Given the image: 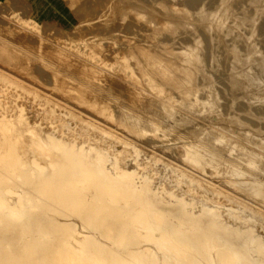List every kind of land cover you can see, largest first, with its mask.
Instances as JSON below:
<instances>
[{
    "label": "rangeland",
    "instance_id": "rangeland-1",
    "mask_svg": "<svg viewBox=\"0 0 264 264\" xmlns=\"http://www.w3.org/2000/svg\"><path fill=\"white\" fill-rule=\"evenodd\" d=\"M146 1L68 0L79 22L78 27L71 32L38 25L23 3L19 1L12 4L0 3V20L2 21H0V30L3 31L0 32V53L13 57L17 61L13 60L11 64L0 57V97H2L0 98V117L7 112L10 115L15 113L13 109L11 110L14 106L16 109H26L25 118L30 124L38 121L37 114H39L44 122H52L60 132L66 130L67 141L76 140L79 143L97 145L106 152L108 154L106 166L109 170L108 173L99 160H89L84 156L76 155L71 152L67 144L60 148L56 147L53 145V140L39 136L35 131L17 125L15 122L0 128V162L2 164L0 176L8 172L4 164L23 163L25 166L20 167L18 172L24 177L27 176L25 178L30 189L38 192L36 194L41 197V201L37 202L32 191H21L18 186L14 187L15 192H18L12 195L6 193L3 187L0 189V200L12 205L19 215L24 216L21 219L16 218L8 211H2L0 205V264H38L39 262L43 264H130L132 259L138 264H158L160 261L163 264H218L217 248L213 241L215 239H219L225 246L232 249L234 264H264V209H261L264 208V129H262L264 115L261 118L260 113H257L260 111L264 114V58H261L264 57V0H254V2L253 0H224L223 2L221 0H179L180 2L160 0L161 3L155 2L158 0H151L159 6L152 5L149 0ZM163 1L166 5H177V11L175 6H168L165 10L166 5L162 3ZM134 2L137 3L136 6L131 4ZM140 2L145 3L143 5ZM170 2L172 4H169ZM199 7L202 8L198 9ZM212 7L215 11H212ZM187 8L191 9L190 12L186 11ZM202 9L204 11H201ZM220 9L222 12H219ZM242 10L245 12L242 13ZM196 11L200 15L195 13ZM150 13L153 15L151 16ZM202 13L207 15L206 18L202 16ZM171 14H174V17L178 16L179 22L173 15L171 17ZM194 17L200 20L197 21L198 19ZM158 19L166 20L159 22ZM181 20L185 21V25ZM193 21L197 22L196 26ZM165 23L170 26L167 24L163 26ZM174 24H176L175 27ZM208 26L210 27L207 28ZM194 27L197 28L194 29ZM200 29L203 31L201 32ZM8 30L13 32L10 33ZM191 30H194L197 35L190 33ZM204 31L209 35H206ZM15 33L21 35L15 36ZM166 34L168 35L165 36ZM187 34H191L189 36L192 39L194 36L197 38L193 39L195 41L190 40ZM198 34L203 40L199 39ZM169 35L176 37L172 36L174 39H171ZM10 37L12 40L9 39ZM183 38L185 42H182ZM198 39L199 42H197ZM205 40L209 41L205 42ZM169 44H175V46H168ZM179 44L185 48L187 46L189 50ZM208 44L213 45L209 47ZM176 46L183 47L184 50L181 48L179 50ZM242 47L245 50L243 53ZM134 51L136 56L133 54ZM226 52L234 56L228 57ZM192 53H197V61L190 64L185 59ZM43 56L48 57H44L43 60ZM50 58L54 59V62ZM69 61L71 66L67 65ZM210 61L215 62L209 64ZM248 65L250 66L247 67ZM189 66H192L194 71H188ZM143 67L148 69L145 70ZM227 68L232 71L228 72ZM173 71H175L174 74ZM10 75L14 78L11 79ZM249 78L257 80L258 85H250ZM24 80L26 87L23 85ZM33 88H37L35 92ZM174 88L175 91H173ZM233 89L237 92L234 93ZM158 92H161L159 96L156 95ZM224 95L228 98H224ZM235 96L242 100L237 101ZM151 105L160 109L155 110L153 109L155 107ZM88 106H97L100 109V115L107 123L101 120L94 122L91 112L82 111ZM8 107L11 108L8 109ZM245 107L249 110L247 111ZM106 110L109 115L105 113ZM45 128L46 131H51L47 126ZM107 128V131L114 133L105 134L104 130ZM56 137L62 138L60 133H56ZM125 142L139 148L138 156L131 146L125 145ZM116 157L119 158L122 169L134 170L135 174L128 177L127 174L117 173V178L110 175L116 172L114 168ZM50 162L54 163V166L49 165ZM187 162L194 165L196 169H189L186 166ZM222 164L223 166L220 167ZM192 174L199 180H203L205 185L192 184L187 178ZM210 174L213 175L212 178ZM129 181L133 182L131 188L127 185ZM209 181L212 186L208 184ZM113 186L120 188L122 193L115 194L112 190ZM220 187L221 190H219ZM125 199H128V203ZM138 207L146 209L149 213L148 228L141 227L132 221L131 214ZM209 207L215 208L216 212ZM25 210L28 213H25ZM169 212L176 217L172 219L167 217ZM218 214H222L231 226L221 222ZM156 215L161 218V222ZM176 220H180L182 224ZM79 223L84 224V232L80 231ZM146 232L154 234L166 232L178 238L189 246L196 261H188L186 254L181 250H176L174 253L166 252L162 242L144 240L141 233ZM166 244L170 242L167 241ZM75 255L77 260L73 261L72 257Z\"/></svg>",
    "mask_w": 264,
    "mask_h": 264
},
{
    "label": "bare ground",
    "instance_id": "bare-ground-1",
    "mask_svg": "<svg viewBox=\"0 0 264 264\" xmlns=\"http://www.w3.org/2000/svg\"><path fill=\"white\" fill-rule=\"evenodd\" d=\"M146 1V0H145ZM162 1V0H161ZM164 1H168V0H164ZM162 2V3H166V2ZM171 2H172V0H170ZM179 1V0H178ZM184 1V0H183ZM222 2L224 1V0H221ZM250 1V0H249ZM256 1V0H255ZM95 2V1H94ZM147 2V1H146ZM149 2H152L151 0H149ZM155 2H157V3H159L160 2V0H158V1H155ZM169 3V4H172V3ZM180 2V1H179ZM178 2V3H179ZM199 2V1H198ZM218 2V1H217ZM236 2V1H235ZM234 2V3H235ZM253 2H254V0H253ZM124 3V2H123ZM141 4H143L144 5V3L145 2H140ZM161 3V2H160ZM183 4H186L185 2H182ZM182 3H180V4H182ZM200 3V2H199ZM221 3V2H220ZM220 3H218V5H220ZM248 3H250V2H248ZM105 4V3H104ZM131 4H135L134 6H136V4L137 3H131ZM130 4V5H131ZM140 4V5H141ZM154 4H156V3H153L152 2V5H154ZM168 4V3H167ZM173 4H174V2H173ZM182 4V5H183ZM188 4V3H187ZM100 5V4H99ZM122 5V4H121ZM148 6H149V4H147ZM151 4H150V6L151 7H154V6H152ZM157 6H159L158 4H156ZM166 5V4H165ZM189 5V4H188ZM188 5H186V6H188ZM190 5H191V2H190ZM189 5V6H190ZM222 5H223V3H222ZM221 5V6H222ZM234 6H235V4H233ZM237 5V4H236ZM246 5H247V3H246ZM251 5V4H250ZM252 5H254V4H252ZM78 6V5H77ZM93 6V5H92ZM139 6V5H138ZM167 6V7H166ZM165 6V10H166V8H168V6H172V5H166ZM175 6V7H174ZM176 6L177 5H173L172 7H174L175 8V10H176ZM179 6V5H178ZM184 6V5H183ZM188 6V7H189ZM194 6V5H193ZM193 6H191V7H193ZM201 6H203V4L201 5ZM233 6V7H234ZM239 6V5H238ZM244 6V5H243ZM17 7V6H16ZM88 7V6H87ZM91 7V6H90ZM89 7V8H90ZM104 7V6H103ZM129 7V6H128ZM146 7V6H145ZM162 7V6H161ZM190 7V8H191ZM249 7V6H248ZM14 8V7H13ZM84 8H85V6H84ZM162 8H164V7H162ZM162 8H160V9H162ZM177 8H179V7H177ZM181 8H183L182 6H181ZM180 8V9H181ZM184 8H186V7H184ZM195 8V6L193 7V9ZM200 8H202V7H199L198 9H200ZM210 8V7H209ZM214 8H215V6H214ZM227 8V7H226ZM226 8L224 9V11L226 10ZM250 8V7H249ZM260 8V7H259ZM81 9V8H80ZM154 9H155V7H154ZM157 9V8H156ZM172 9V8H171ZM180 9H178V10H180ZM235 9H237V7L235 8ZM251 9V8H250ZM76 10V9H75ZM92 10V9H91ZM148 10V11H147ZM146 11L147 12H149V9H147ZM165 10H163L165 13H167ZM168 10V9H167ZM182 10V9H181ZM189 10V11H188ZM190 10L191 9H186V11H188V12H190ZM206 10V9H205ZM211 10V9H210ZM222 10H223V8H222ZM230 10V9H229ZM240 10H241V8H240ZM260 10V9H259ZM78 11V10H77ZM86 11H88V9L86 10ZM162 11V12H163ZM177 11V10H176ZM185 11V10H184ZM195 11V10H194ZM200 11V10H199ZM201 11H204L203 9L201 10ZM212 11H215L214 9H213V7H212ZM211 11V12H212ZM218 11V10H217ZM221 11V9L219 10V12ZM232 11V10H231ZM243 11V10H242ZM255 11V10H254ZM253 11V12H254ZM92 12V11H91ZM153 12H155V11H153ZM161 12V13H162ZM163 12V13H164ZM182 12H183V10H182ZM206 12V11H205ZM209 12V11H208ZM208 12H207V14H208ZM222 12V11H221ZM237 12V11H236ZM245 12V10L242 12V13H244ZM247 12V11H246ZM253 12H252V14H253ZM81 13H83L84 14V12H81ZM162 13V14H163ZM171 13H173V12H171ZM195 13H197V14H199L200 15V13H198L197 11L195 12ZM168 14V13H167ZM174 14H176V13H174ZM174 14H171V17H172V15H173V17H174ZM189 14H191V13H189ZM196 14V15H197ZM203 14H205V13H202V16H207V15H203ZM220 14V13H219ZM239 14V13H238ZM248 14H250V13H248ZM106 15V14H105ZM128 15V14H127ZM145 15H147V13L145 14ZM150 15L152 16L153 15V13H150ZM165 15V14H164ZM199 15H197V16H199ZM242 15V14H241ZM245 15V14H244ZM254 15V14H253ZM104 16V15H103ZM129 16V15H128ZM148 16H149V14H148ZM160 16V15H159ZM159 16L157 17V18H159ZM194 16V15H193ZM212 16H214V15H212ZM220 16V15H219ZM251 16V15H250ZM263 16H264V14H263ZM142 17V16H141ZM161 18H163L164 19V17H162V16H160ZM176 17V16H175ZM174 17V18H175ZM178 17V16H177ZM177 17H176V19H177ZM201 17V16H200ZM235 17V16H234ZM236 17H238V16H236ZM248 17V16H247ZM152 18V17H151ZM194 18H197L198 19V17H194ZM206 18V17H205ZM204 18V19H205ZM208 18H209V16H208ZM211 18V17H210ZM213 18V17H212ZM225 18V17H224ZM239 18V17H238ZM237 18V19H238ZM244 18H245V16H244ZM250 18V17H249ZM259 18V17H258ZM84 19V18H83ZM96 19V18H95ZM153 19V18H152ZM155 19H156V17H155ZM162 19V20H163ZM166 19H169V18H167L166 17ZM165 19V20H166ZM175 19V20H176ZM181 19V18H180ZM204 19H202V20H204ZM217 19V18H216ZM220 19V18H219ZM246 20H247V18H245ZM261 19V18H260ZM161 19H158V21L159 22H161L162 21ZM164 20V21H165ZM172 19H170V21H171ZM174 20V21H175ZM183 20V19H182ZM182 20H181V22H182ZM200 19H198L197 21H199ZM215 20V19H214ZM235 20V19H234ZM1 21V20H0ZM164 21H162V22H164ZM168 22V23H170V25H171V22ZM177 22H179V20L177 19L176 20ZM222 21V20H221ZM248 21V20H247ZM250 21V20H249ZM2 22V21H1ZM101 22V21H100ZM167 22V21H166ZM172 22H173V20H172ZM185 21H183L182 23H184ZM190 22V21H189ZM194 22V21H193ZM192 22V23H193ZM203 22V21H202ZM204 22H206V21H204ZM258 22V21H257ZM261 22V21H260ZM259 22V23H260ZM36 23V22H35ZM97 23V22H96ZM99 23V22H98ZM168 23H165V25H163V26H166V24H167V26L169 25ZM173 23H175V22H173ZM172 23V24H173ZM182 23H180L181 24V26H183L184 27V25H185V23H184V25L182 24ZM197 23V22H196ZM196 23L194 22V24H195V26H196ZM212 23V22H211ZM224 23V22H223ZM241 23V22H240ZM133 24V23H132ZM131 24V25H132ZM137 24V23H136ZM143 24V23H142ZM179 24V23H178ZM177 24V25H178ZM229 24V23H228ZM94 25V24H93ZM112 25V24H111ZM141 25V24H140ZM169 25V26H170ZM175 25L176 24H174L173 26L175 27ZM189 25H190V23H189ZM214 25V24H213ZM126 26H128V25H126ZM135 26V25H134ZM138 26V25H137ZM136 26V27H137ZM145 26V25H144ZM158 26V25H157ZM163 26H162V28H163ZM172 26V27H173ZM186 26H187V21H186ZM192 26V25H191ZM191 26H189V27H191ZM194 26V25H193ZM198 26V25H197ZM202 26V25H201ZM218 26V25H217ZM227 26V25H226ZM244 26V25H243ZM133 27V26H132ZM205 27V29H206V26H204ZM210 26H208L207 28H209ZM86 28V27H85ZM103 28V27H102ZM134 28V27H133ZM148 28V27H147ZM169 28H171V27H169ZM168 28V29H169ZM185 28V27H184ZM183 28V29H184ZM195 28H197V27H194V29ZM199 28H201V29H203V27H199ZM243 28V27H242ZM55 29V28H54ZM88 29V28H87ZM98 29V28H97ZM104 29V28H103ZM112 29V28H111ZM110 29V30H111ZM149 29V28H148ZM174 29V28H173ZM193 29V28H192ZM200 29V30H201ZM219 29H220V27H219ZM4 30V29H3ZM53 30V29H52ZM102 30V29H101ZM106 30V29H105ZM109 30V31H110ZM113 30V29H112ZM144 30V29H143ZM145 30H146V28H145ZM150 30V29H149ZM190 30V29H189ZM210 30V29H209ZM208 30V31H209ZM5 31H7V29L5 30ZM4 31V32H5ZM9 31V30H8ZM12 31V30H11ZM11 31H9L10 33H11ZM116 31V30H115ZM147 31V30H146ZM171 31V30H170ZM169 31V32H170ZM184 32L183 33H185V30H183ZM203 30H201V32H202ZM235 31V30H234ZM0 32H3V31H1L0 30ZM13 32V31H12ZM87 32V31H86ZM100 32V31H99ZM113 32V31H112ZM132 32V31H131ZM144 32V31H143ZM169 32H167V33H169ZM175 32V31H174ZM191 32H195L194 30H191L190 31V33ZM196 32H198V31H196ZM206 32H207V29H206ZM206 32L204 31V33L206 34ZM211 32V31H210ZM231 32H233V31H231ZM95 33V32H94ZM110 33V32H109ZM139 33H140V31H139ZM181 33H182V31H181ZM193 33H192V35H193ZM224 33V32H223ZM16 34L17 33H15V36H16ZM19 34V33H18ZM17 34V35H18ZM83 34V33H82ZM108 34V33H107ZM138 34V33H137ZM172 34V33H171ZM195 35H197L196 33H194ZM203 34V33H202ZM208 35H209V33H207ZM206 34V35H207ZM244 34V33H243ZM5 35V34H4ZM19 35H21V34H19ZM69 35V34H68ZM71 35V34H70ZM118 35V34H117ZM131 35V34H130ZM133 35V34H132ZM168 34H166L165 36H167ZM176 35V34H175ZM174 35V36H175ZM184 35H186V34H184ZM188 36H187V38L189 37H191V36H189V35H191V34H187ZM199 35V34H198ZM219 35V34H218ZM222 35V34H221ZM227 35H229L228 33H227ZM234 35H236V34H234ZM241 35V34H240ZM6 36V35H5ZM8 36V35H7ZM6 36V37H7ZM14 36V37H15ZM164 36V37H165ZM169 36H171V35H169ZM173 36V35H172ZM171 36V37H172ZM173 36V37H174ZM177 36H179L178 34H177ZM181 36V35H180ZM179 36V37H180ZM202 36V35H201ZM211 37H213L212 35H210ZM224 36V35H223ZM222 36V37H223ZM53 37V36H52ZM141 37H145V36H141ZM152 37V36H151ZM162 37H163V33H162ZM161 37V38H162ZM170 37V38H171ZM171 38V39H174V38ZM184 37V36H183ZM193 37V36H192ZM199 37H200V35H199ZM240 37V36H239ZM17 38V37H16ZM92 38V37H91ZM129 38V37H128ZM150 38V37H149ZM156 38V37H155ZM158 38V37H157ZM159 38H160V36H159ZM182 38V37H181ZM195 38H197V37H193V39H195ZM206 38V37H205ZM204 38V39H205ZM214 38V37H213ZM216 38V37H215ZM219 37L217 36V39H218ZM228 38V37H227ZM9 39H11V37L9 38ZM18 39V38H17ZM121 39H123V38H121ZM138 39V38H137ZM177 39V38H176ZM178 39H180V38H178ZM184 39V38H183ZM182 39V40H183ZM192 38H190V40H193ZM199 39H201V40H203L201 37L199 38ZM199 39H198V41L197 42H199ZM208 39H209V36H208ZM221 39V38H220ZM229 39H230V37H229ZM7 40H8V38H7ZM12 40V39H11ZM24 40V39H23ZM124 40H125V38H124ZM144 40V39H143ZM161 40V39H160ZM181 40V39H180ZM179 40V41H180ZM210 40H214V39H210ZM223 40V39H222ZM231 40V39H230ZM136 42H138L137 40H135ZM163 42H164V38H163V40H162ZM187 41V40H186ZM193 41H195V40H193ZM207 40H205V42H206ZM209 41V40H208ZM207 41V42H208ZM225 41H226V39H225ZM232 41V40H231ZM116 42V41H115ZM128 42V41H127ZM161 42V41H160ZM172 42V41H171ZM170 42V43H171ZM178 42V41H177ZM182 42H185V39H184V41H182ZM203 42V41H202ZM17 43V42H16ZM26 43V42H25ZM113 43V42H112ZM166 44H168L167 42H165ZM179 43V42H178ZM180 43H181V41H180ZM210 43H211V41H210ZM1 44V43H0ZM108 44V43H107ZM183 44V43H182ZM180 45L179 44V46H183V45ZM189 44V43H188ZM187 44V45H188ZM214 44V43H213ZM213 44H208V46L210 47V46H212ZM257 44V43H256ZM44 45V44H43ZM138 45H139V43H138ZM165 45V44H164ZM163 45V46H164ZM185 45H186V43H185ZM218 45H220V43L218 44ZM24 46H26L25 44H24ZM35 46H37V45H35ZM40 46V45H39ZM109 46V45H108ZM133 46H134V44H133ZM147 46V45H146ZM162 46V45H161ZM167 46V45H166ZM165 46V47H166ZM168 46H175V44L173 45H168ZM191 46V45H190ZM205 46H206V44H205ZM234 46V45H233ZM58 47V46H57ZM100 47V46H99ZM136 47V46H135ZM144 47V46H143ZM157 47V46H156ZM177 47V46H176ZM184 48H185V46H183ZM183 47L181 48V47H179V48H181V49H183ZM192 47V46H191ZM199 47V46H198ZM220 47V46H219ZM224 47V46H223ZM236 47H238V46H236ZM35 48H37V47H35ZM35 48H34V50H35ZM49 48V47H48ZM93 48V47H92ZM110 48H111V46H110ZM148 48V47H147ZM162 48V47H161ZM178 48V47H177ZM178 48V49H179ZM203 48H205V47H203ZM232 48V47H231ZM235 48V47H234ZM240 48V47H239ZM243 48V47H242ZM30 49V48H29ZM32 49H33V47H32ZM31 49V50H32ZM38 49V48H37ZM96 49V48H95ZM99 49H101V48H99ZM132 49V48H131ZM139 49H140V47H139ZM143 49H145V47L143 48ZM173 49V48H172ZM174 49H175V47H174ZM185 49H187V50H189L188 48H187V46H186V48ZM198 49V48H197ZM238 49V48H237ZM236 49V50H237ZM1 50V49H0ZM42 50V49H41ZM53 50V49H52ZM55 50V49H54ZM63 50V49H62ZM141 50V49H140ZM180 50V49H179ZM184 50V49H183ZM186 50V51H187ZM192 50H194L193 49V47H192ZM205 50H206V48H205ZM215 50V49H214ZM226 50V49H225ZM230 50V49H229ZM234 50V49H233ZM243 50H244V48L243 49H241V51H242V53H243ZM36 51V50H35ZM43 51V50H42ZM41 51V52H42ZM56 51H58V50H56ZM64 51V50H63ZM102 51V50H101ZM142 51H144V50H142ZM154 51V50H153ZM152 51V52H153ZM175 51V50H174ZM208 51V50H207ZM213 51V50H212ZM232 51V50H231ZM239 51V50H238ZM238 51H236V52H238ZM241 51H240V53H241ZM245 51V50H244ZM32 52V51H31ZM40 52V53H41ZM97 52V51H96ZM136 52H138V51H136ZM146 52V51H145ZM148 52H149V50H148ZM151 52V51H150ZM189 52H191V51H189ZM214 52H216V51H214ZM8 53V52H7ZM43 53H45V52H43ZM42 53V54H43ZM54 53V52H53ZM53 53H51V54H53ZM58 53V52H57ZM135 53V51L133 52V54ZM142 55H143V53L142 52H140ZM139 53V54H140ZM200 53V52H199ZM213 53V52H212ZM211 53V54H212ZM227 53V55H228V52H226ZM241 53V54H242ZM9 54V53H8ZM59 54V53H58ZM57 54V55H58ZM131 54H132V52H131ZM137 54V53H136ZM147 54V53H146ZM233 54V53H232ZM238 54V53H237ZM236 54V55H237ZM245 54V53H244ZM264 54V53H263ZM16 55V54H15ZM61 55H62V53H61ZM64 55V54H63ZM66 55V54H65ZM64 55V56H65ZM130 55V54H129ZM135 55V54H134ZM144 55H145V53H144ZM150 55H152V54H150ZM216 55V54H215ZM229 55H230V53H229ZM229 55H228V57H229ZM235 55V56H236ZM20 56V55H19ZM18 56V57H19ZM49 56H51V55H49ZM63 56V57H64ZM136 56V55H135ZM139 56V55H138ZM141 56V55H140ZM139 56V57H140ZM146 56V55H145ZM147 56H149V55H147ZM203 56V55H202ZM224 56V55H223ZM230 56H234V55H230ZM246 56V55H245ZM264 56V55H263ZM0 57H1V59L2 60H6V61H9L10 63L14 60V61H16V59L15 58H13V57H10V56H6V55H3V54H1L0 53ZM18 57H17V59H18ZM44 57H48V56H43V60H44ZM56 57H58V56H56ZM61 57V56H60ZM108 57V56H107ZM241 57V56H240ZM52 58V57H51ZM50 58V59H51ZM67 58H69V57H67ZM149 58V57H148ZM151 58V57H150ZM204 58H205V56H204ZM212 58V57H211ZM214 58V57H213ZM215 58H216V56H215ZM242 58V57H241ZM246 58V57H245ZM248 58V57H247ZM262 59L264 58V57H261ZM29 59V58H28ZM36 59V58H35ZM63 59V58H62ZM62 59H61V61H62ZM208 59V58H207ZM206 59V60H207ZM209 59H210V57H209ZM46 60V59H45ZM51 60H53V62H54V59H51ZM58 60H59V58H58ZM65 60H67V59H65ZM134 60V59H133ZM155 60V59H154ZM204 60V59H203ZM211 60V59H210ZM213 60H215V59H213ZM245 60V59H244ZM248 60V59H247ZM264 60V59H263ZM20 62H21V60H19ZM60 61V60H59ZM64 61V60H63ZM156 61V60H155ZM166 61H168V60H166ZM185 61L187 62V63H190V64H193V63H195L196 61H197V53H192V54H189V56L185 59ZM208 61V60H207ZM246 61V60H245ZM245 61H243V62H245ZM258 61V60H257ZM260 61V60H259ZM17 62V61H16ZM57 62V61H56ZM64 62H66V61H64ZM64 62H63V64H64ZM76 62V61H75ZM147 62V61H146ZM212 62H215V61H210L209 62V64H211ZM217 62V61H216ZM25 63V62H24ZM31 63V62H30ZM50 63V62H49ZM58 63H60V62H58ZM205 63V62H204ZM208 63V62H207ZM224 63V62H223ZM229 63H233V62H230L229 61ZM250 63V62H249ZM12 64V63H11ZM21 64V63H20ZM65 64H67V63H65ZM138 64H140V63H138ZM149 64V63H148ZM234 64V63H233ZM240 64V63H239ZM245 64V63H244ZM244 64H242V65H244ZM260 64V63H259ZM1 65V64H0ZM14 65H16V64H14ZM32 65V64H31ZM55 65V64H54ZM67 65H69V66H71L70 65V61H69V64H67ZM169 65V64H168ZM196 65V64H195ZM207 65V64H206ZM222 65V64H221ZM237 65V64H236ZM260 65H262V64H260ZM263 65H264V62H263ZM20 66V65H19ZM25 66V65H24ZM40 66V65H39ZM60 66V65H59ZM62 66V65H61ZM87 66V65H86ZM145 66V65H144ZM150 66V65H149ZM157 66H159V65H157ZM163 66H165V65H163ZM163 66H162V68H163ZM208 66H211V65H208ZM228 66V65H227ZM231 66V65H230ZM245 66V65H244ZM250 65H248L247 67H249ZM26 67V66H25ZM25 67H24V69H25ZM29 67H30V65H29ZM41 68H42V66H40ZM64 67V66H63ZM62 67V68H63ZM77 67V66H76ZM94 67V66H93ZM167 67V66H166ZM212 67V66H211ZM222 67V66H221ZM234 67V66H233ZM246 67V68H247ZM5 68V67H4ZM28 68V67H27ZM39 68V67H38ZM46 68V67H45ZM50 68V67H49ZM48 68V69H49ZM62 68H59L60 70L62 69ZM72 68H74V67H72ZM138 69L140 68V67H137ZM144 69H145V67H143ZM173 68H175V66L173 67ZM172 68V69H173ZM182 68V67H181ZM180 68V69H181ZM207 68V67H206ZM213 68V67H212ZM229 68V67H228ZM228 68H227V70H228ZM3 69V68H2ZM31 69V68H30ZM29 69V70H30ZM33 69V68H32ZM79 69V68H78ZM86 69V68H85ZM137 69V70H138ZM147 69H148V67H147ZM147 69H145V70H147ZM159 69V68H158ZM166 69V68H165ZM164 69V70H165ZM197 69V68H196ZM214 69V68H213ZM226 69V68H225ZM50 70H51V68H50ZM53 70V69H52ZM65 70H67V69H65ZM77 70V69H76ZM84 70V69H83ZM141 70V69H140ZM179 70V69H178ZM181 70H183V69H181ZM187 70L188 71H190V72H192V71H194V68L192 67V66H189V68H187ZM210 70V69H209ZM222 70V69H221ZM226 70V71H227ZM230 70V69H229ZM229 70H228V72H229ZM253 70V69H252ZM6 71H7V68H6ZM32 71V70H31ZM144 71V70H143ZM165 71H167V70H165ZM164 71V72H165ZM172 71V70H171ZM170 71V72H171ZM232 70H230V72H231ZM4 72V71H3ZM12 72H14V71H12ZM76 72V71H75ZM79 72H80V70H79ZM147 72V71H146ZM5 73V72H4ZM10 73H11V70H10ZM9 73V74H10ZM15 74H16V72H14ZM150 73H151V71H150ZM172 73V72H171ZM175 73V71H173V74ZM178 73V72H177ZM235 73V72H234ZM8 74V75H9ZM36 74V73H35ZM68 74V73H67ZM146 74V73H145ZM162 74V73H161ZM164 74V73H163ZM173 74H171V76L173 75ZM213 74H214V72H213ZM233 74V73H232ZM2 75V74H1ZM6 75V74H5ZM70 75V74H69ZM78 75V74H77ZM86 75H88V74H86ZM90 75V74H89ZM93 75V74H92ZM141 75H143V74H141ZM167 75V74H166ZM178 75V74H177ZM188 75V74H187ZM211 75H212V70H211ZM71 76V75H70ZM94 76V75H93ZM153 76H155V75H153ZM169 76V75H168ZM167 76V77H168ZM182 76H184V74L182 75ZM189 76V75H188ZM200 76V75H199ZM213 76V75H212ZM253 76V75H252ZM261 76V75H260ZM259 76V77H260ZM10 77H11V75H10ZM9 77V78H10ZM13 78H14V76H12ZM12 77H11V79H12ZM19 77H20V74H19ZM22 77V76H21ZM51 77H52V74H51ZM72 77H73V75H72ZM77 77V76H76ZM81 77V76H80ZM83 77V76H82ZM176 77V76H175ZM237 77V76H236ZM255 77H257L256 75H255ZM17 78V77H16ZM78 78V77H77ZM120 78V77H119ZM157 78V77H156ZM162 78H163V76H162ZM169 78V77H168ZM258 78V77H257ZM23 79V78H22ZM55 79V78H54ZM72 79H74V78H72ZM82 79V78H81ZM136 79V78H135ZM143 79V78H142ZM165 79V78H164ZM183 79H184V77H183ZM198 79H199V77H198ZM225 79H227V78H225ZM228 79H229V77H228ZM235 79V78H234ZM15 80V79H14ZM17 80V79H16ZM20 80V79H19ZM134 80V79H133ZM180 80H181V78H180ZM190 80H191V78H190ZM223 80V79H222ZM86 81V80H85ZM137 81V80H136ZM168 81V80H167ZM179 81V80H178ZM182 81V80H181ZM180 81V82H181ZM189 81V80H188ZM199 81H201L200 79H199ZM220 81V80H219ZM229 81H231V80H229ZM17 82V81H16ZM25 80L23 81V83H22V81H21V83L23 84V85H25V87L27 86V84H25ZM43 82H44V80H43ZM90 82V81H89ZM160 82V81H159ZM177 82V81H176ZM215 82H217V80L215 81ZM226 82V81H225ZM244 82V81H243ZM257 80H255V79H253V78H249L248 79V83L250 84V85H256L257 83ZM29 83V82H28ZM70 83V82H69ZM148 83V82H147ZM152 83V82H151ZM167 83H169V81L167 82ZM172 83H174V82H172ZM191 83H192V81H191ZM220 83V82H219ZM15 84H17V83H15ZM20 84V83H19ZM127 84V83H126ZM138 84V83H137ZM149 84V83H148ZM154 84V83H153ZM157 84V83H156ZM181 84H182V82H181ZM223 84V83H222ZM231 84V83H230ZM261 84V83H260ZM33 85V84H32ZM87 85H89V84H87ZM91 85H92V83H91ZM144 85V84H143ZM142 85V86H143ZM158 85V84H157ZM168 85V84H167ZM246 85V84H245ZM244 85V86H245ZM258 85V84H257ZM29 86H30V84H29ZM135 86V85H134ZM141 86V85H140ZM172 86V85H171ZM180 86V85H179ZM185 86H187V85H185ZM20 87H22V86H20ZM31 87V86H30ZM34 87V86H33ZM35 87H37V86H35ZM89 87H90V85H89ZM144 87V86H143ZM148 87V86H147ZM153 87H154V85H153ZM165 87H166V85H165ZM165 87H164V89H165ZM182 87V86H181ZM217 87H219V86H217ZM226 87L228 88V86L226 85ZM92 88V87H91ZM145 88V87H144ZM149 88V87H148ZM156 88V87H155ZM168 88H169V86H168ZM167 88V89H168ZM170 88H172V87H170ZM179 88V87H178ZM220 88V87H219ZM219 88H217V89H219ZM230 88H231V85H230ZM259 88V87H258ZM27 89V88H26ZM35 89H37V88H33V91L35 92ZM38 89H41V88H38ZM83 89V88H82ZM162 89V88H161ZM183 89V88H182ZM238 89V88H237ZM262 89V88H261ZM261 89H260V91H261ZM23 91H25V89H23ZM75 91H76V89H75ZM89 91H90V89H89ZM92 91H93V89H92ZM98 91H99V89H98ZM136 91H137V89H136ZM155 91H156V89H155ZM157 91H159V89H157ZM168 91H169V89H168ZM173 91H175V88L173 89ZM185 91H186V89H185ZM235 91H236V89H235ZM242 91H243V89H242ZM251 91H252V89H251ZM31 92V91H30ZM37 92V91H36ZM68 92V91H67ZM74 92V91H73ZM131 92V91H130ZM183 92V91H182ZM181 92V93H182ZM225 92V91H224ZM228 92H230V89H228ZM232 92V91H231ZM233 92H234V89H233ZM233 92H232V94H233ZM237 92V91H236ZM236 92H234V93H236ZM240 92V91H239ZM258 92V91H257ZM26 93V92H25ZM43 93V92H42ZM54 93V92H53ZM79 93V92H78ZM128 93V92H127ZM159 93H161V92H158L156 95H158ZM185 93V92H184ZM220 93V92H219ZM222 93V92H221ZM226 93V92H225ZM255 93V92H254ZM14 94V93H13ZM38 94V93H37ZM40 94V93H39ZM133 94V93H132ZM170 94V93H169ZM231 94V93H230ZM231 94V95H232ZM240 94H242V93H240ZM244 94H245V92H244ZM253 94V93H252ZM257 94V93H256ZM262 94V93H261ZM80 95V94H79ZM134 95V94H133ZM175 95V94H174ZM236 95V94H235ZM12 97H13V95H11ZM15 96H16V94H15ZM38 96H40V95H38ZM99 96V95H98ZM137 96V95H136ZM151 96V95H150ZM159 96V95H158ZM168 96V95H167ZM171 96V95H170ZM169 96V97H170ZM180 96V95H179ZM225 96V95H224ZM232 96H234V95H232ZM231 96V97H232ZM237 96V95H236ZM235 96V97H236ZM239 96V95H238ZM27 97V96H26ZM43 97V96H42ZM42 97H41V99H42ZM162 97V96H161ZM249 97V96H248ZM0 98H2V97H0ZM14 98V97H13ZM20 98V97H19ZM44 98H46V97H44ZM53 98V97H52ZM60 98V97H59ZM86 98H88V97H86ZM135 98V97H134ZM133 98V99H134ZM199 98V97H198ZM224 98H228V97H224ZM237 98V97H236ZM235 98V99H236ZM244 98V97H243ZM251 98V97H250ZM258 98V97H257ZM70 99V98H69ZM81 99V98H80ZM147 99V98H146ZM170 99V98H169ZM201 99V98H200ZM241 99V98H240ZM240 99H238L237 98V101L238 100H240ZM5 100H7L6 98H5ZM31 100V99H30ZM46 100V99H45ZM49 100H51V98H49ZM61 100V99H60ZM67 100H68V98H67ZM66 100V101H67ZM87 100V99H86ZM228 100V99H227ZM234 100V99H233ZM242 100V99H241ZM240 100V101H241ZM65 101V102H66ZM70 101V100H69ZM79 101V100H78ZM97 101V100H96ZM118 101V100H117ZM144 101V100H143ZM236 101V100H235ZM4 102V101H3ZM11 102V101H10ZM53 102V101H52ZM55 102H56V100H55ZM57 102H58V100H57ZM136 102H137V99H136ZM135 102V103H136ZM142 102V101H141ZM163 102V101H162ZM248 102V101H247ZM30 103V102H29ZM43 103V102H42ZM230 103H232L231 101H230ZM260 103V102H259ZM148 104V103H147ZM262 104V103H261ZM58 105H59V103H58ZM141 105V104H140ZM148 105H150V104H148ZM227 105V104H226ZM238 105V104H237ZM249 105V104H248ZM62 106H63V104H62ZM151 106H154V105H151ZM33 107V106H32ZM32 107H31V109H32ZM35 107V106H34ZM72 107V106H71ZM112 107V106H111ZM147 107V106H146ZM155 108H153V109H155L156 110V108H158V107H156V106H154ZM231 107V106H230ZM230 107H229V109H230ZM250 107V106H249ZM11 107H8V109H10ZM65 108V107H64ZM145 108V107H144ZM148 108V107H147ZM147 108H145V109H147ZM225 108V107H224ZM246 108V107H245ZM252 108V107H251ZM14 110V112L15 113H11V115L10 114H8V112H7V114L5 115H2L1 117H0V128H3V127H5L7 124H9L10 122H15V124H19V125H22V126H24L25 128H27V129H29V130H31V131H35L36 133H37V135H39V136H43V137H45L46 139H50V140H53V145L54 146H56V147H62L63 145H65V144H67V145H69L70 146V149H71V152L72 153H74V154H76V155H81V156H84V157H86L87 159H89V160H95V159H97V160H99L101 163H102V167L106 170V171H108V173H109V170H108V168H107V162H108V154L106 153V152H104L102 149H100L99 147H97V145H91V144H85V143H79L78 141H76V140H74V142H72V141H67V139H66V137H67V134H68V132L65 130V131H59L58 130V128L52 123V122H44V120H42L41 119V116L39 115V114H37V119H38V121L35 123V124H30V122H27V119L25 118V116H26V114H25V111H26V109L25 108H15V106H14V108L12 107L11 108V110ZM30 109V108H29ZM37 109V108H36ZM70 109V108H69ZM130 109H132V108H130ZM129 109V110H130ZM134 109H136V108H134ZM151 109V108H150ZM158 109H160V108H158ZM158 109H157V112H158ZM247 109V108H246ZM40 110V109H39ZM84 110H86V111H89V112H91L92 114H91V117L93 118V120H94V122H96L97 123V120H101V122H104L105 120L103 119L104 117H102L101 115H100V109L97 107V106H88V107H84L83 109H82V111H84ZM249 109H247V111H248ZM253 110V109H252ZM252 110H251V113H252ZM259 110V109H258ZM263 110V109H262ZM9 111V110H8ZM37 111V110H36ZM86 111H84V112H86ZM128 111V110H127ZM133 111V110H132ZM152 111V110H151ZM240 111V110H239ZM243 111V110H242ZM242 111H241V113H242ZM246 111V110H245ZM245 111L243 112L244 114H245ZM255 111V110H254ZM254 111H253V114H254ZM257 111V110H256ZM17 112V113H16ZM28 112H30V111H28ZM73 112V111H72ZM160 112V111H159ZM228 112V111H227ZM260 113V115H261V118H262V115H264V114H262L260 111H257V113ZM75 113H77V112H75ZM79 113V112H78ZM105 113L107 114V115H109V112L106 110L105 111ZM149 113H151L150 111H149ZM232 113V112H231ZM250 113V114H251ZM256 113V112H255ZM256 113V114H257ZM87 114H89L88 112H87ZM152 114V113H151ZM28 115V114H27ZM150 115V114H149ZM154 115V114H153ZM249 115V114H248ZM260 115H258L259 117H260ZM75 116V115H74ZM81 116V115H80ZM169 116V115H168ZM239 116V115H238ZM246 118H247V116L246 115H244ZM252 117H254L253 115H251ZM256 116V115H255ZM90 117V119L92 120V118ZM250 117V116H249ZM251 117V119L253 120V118ZM82 118V117H81ZM240 119V118H239ZM248 119V118H247ZM83 120V119H82ZM148 120V119H147ZM243 120V119H242ZM251 120V121H252ZM257 120V119H256ZM163 121H166V120H163ZM246 121V120H245ZM253 121H255V119L253 120ZM93 122V121H92ZM259 122V121H258ZM91 123V122H90ZM107 122L105 121V124H106ZM99 124V123H98ZM254 124V123H253ZM44 125H46L49 129H51V131L49 132V131H46L45 129V127H44ZM96 125V124H95ZM101 126V125H100ZM17 127V126H16ZM99 127V126H98ZM103 127V126H102ZM258 127V126H257ZM7 128V127H6ZM45 128V129H44ZM114 128V127H113ZM117 128V127H116ZM19 129V128H18ZM24 129V128H23ZM104 129H105V127H104ZM115 129V128H114ZM257 129V128H256ZM259 129V128H258ZM262 129H264V128H262ZM261 129V130H262ZM108 130V128L106 129V130H104V133L105 134H111V133H114L113 131L112 132H109V131H107ZM117 130V129H116ZM23 131V130H22ZM259 132H260V130H258ZM3 132V131H2ZM24 132H26L25 131V129H24ZM4 133V132H3ZM20 133V132H19ZM31 133V132H30ZM56 133H60V135H61V137L62 138H60V137H56ZM103 133V134H104ZM262 133V132H261ZM7 134V133H6ZM22 134V133H21ZM104 134V135H105ZM263 134H264V131H263ZM2 135V134H1ZM123 135H125V134H123ZM4 136V135H3ZM22 136V135H21ZM93 136V135H92ZM115 136V135H114ZM121 136V135H120ZM119 136V137H120ZM260 136V135H259ZM6 137V136H5ZM4 137V138H5ZM14 137V136H13ZM28 137V136H27ZM32 137V136H31ZM42 137V138H43ZM118 137V139L119 140H121V141H123L122 139H120V138H123V136L122 137H120L119 138ZM128 137V136H127ZM105 138V137H104ZM188 138V137H187ZM21 139V138H20ZM44 139V138H43ZM127 139H129V138H127ZM131 139H133V138H131ZM2 140V139H1ZM30 140H31V138H30ZM42 140V139H41ZM103 140V139H102ZM17 141V140H16ZM129 141V140H128ZM131 141V140H130ZM133 141V140H132ZM131 141V142H132ZM11 142V141H10ZM9 142V143H10ZM14 142V141H13ZM21 142V141H20ZM110 142V141H109ZM137 142V141H136ZM5 143V142H4ZM3 143V144H4ZM44 143V142H43ZM34 144V143H33ZM135 144V143H134ZM138 144V143H137ZM10 145H12V144H10ZM17 145V144H16ZM125 145L126 146H131L133 149H134V151L136 152V155L138 156V154H139V148H137V146H135V145H133V144H129L128 142L126 143L125 142ZM191 145V144H190ZM9 146V145H8ZM20 146V145H19ZM24 146V145H23ZM152 146V145H151ZM21 148H22V146H20ZM16 148V147H15ZM20 148V149H21ZM104 148V147H103ZM131 148V149H132ZM195 148V147H194ZM34 149V148H33ZM32 149V150H33ZM155 149V148H154ZM195 149H197V148H195ZM18 150V149H17ZM23 150V149H22ZM36 150H38V149H36ZM156 150V149H155ZM160 149H158V151H159ZM163 150V149H162ZM170 150H171V148H170ZM7 151V150H6ZM19 151V150H18ZM21 151V150H20ZM158 151H156V152H158ZM161 151V150H160ZM28 152V151H27ZM161 152H164V151H161ZM180 152V151H179ZM4 153H5V151H4ZM3 153V154H4ZM10 153V152H9ZM31 153H33V152H31ZM17 154H18V152H17ZM39 154V153H38ZM164 154H165V152H164ZM10 155V154H9ZM19 155V154H18ZM20 155H22V154H20ZM29 155V154H28ZM34 155H36V154H34ZM153 155V154H152ZM156 155V154H155ZM11 156V155H10ZM40 156V155H39ZM157 156V155H156ZM168 156V155H167ZM240 156V155H239ZM26 157V156H25ZM36 157V156H35ZM47 157V156H46ZM154 157V156H153ZM160 157V156H159ZM177 157V156H176ZM225 157V156H224ZM23 158V157H22ZM150 158V157H149ZM161 158V157H160ZM159 158V159H160ZM38 159V158H37ZM111 159V158H110ZM116 159V167H114L115 168V173L114 174H110V175H112L114 178H117L118 177V175H116L117 173H124V174H127L128 175V177H130V176H132V175H134L135 174V171L134 170H125V169H122L121 167H120V165H119V158H115ZM151 159V158H150ZM158 159V158H157ZM163 159V158H162ZM238 159V158H237ZM240 159V158H239ZM26 160V159H25ZM29 160V159H28ZM122 160V159H121ZM24 161V160H23ZM160 161H162V160H160ZM179 161V160H178ZM237 162V161H236ZM49 163V162H48ZM94 164V163H93ZM136 164V163H135ZM152 164V163H151ZM167 164H169V163H167ZM1 162H0V167H1ZM5 166L4 167H7L8 168V172H7V174H3V175H1L0 176V189L2 188L6 193H8V194H13V193H16V192H18V191H16L15 192V190H14V187H16V186H18L19 188H20V190L22 191V190H25V191H32V193H33V195L35 196V198H36V201L37 202H40L41 201V197L40 196H38V194H36V193H38V192H36L35 190H32V189H30V187H29V184H28V182L26 181V178L25 177H27V176H23V175H21L19 172H18V169L20 168V167H24L25 165L23 164V163H21V162H19V163H17V164H11L10 165V163H7V164H4ZM49 165H51V166H54V163H52V162H50V164ZM172 165V164H171ZM168 166V165H167ZM186 166L190 169H196V167L194 166V165H192L190 162H187L186 163ZM221 166H223V164L222 165H220V167ZM225 166V165H224ZM245 166V165H244ZM175 167H176V165H175ZM113 168V167H112ZM176 168H178V167H176ZM185 168V167H184ZM137 169V168H136ZM206 169V168H205ZM183 171V170H182ZM187 171H188V169H187ZM206 171V170H205ZM176 172V171H175ZM185 172V171H184ZM141 173H142V171H141ZM175 174V173H174ZM189 174V173H188ZM202 174V173H201ZM200 175V174H199ZM211 175V174H210ZM212 176L213 175H211V178H212ZM139 177V176H138ZM202 177V176H201ZM188 180L192 183V184H195V183H197V184H199V185H205V183H203V180H199V178H196L195 176H194V174H192V175H189L188 177ZM225 178V177H224ZM232 178V177H231ZM215 179V178H214ZM211 181H212V179H211ZM219 181V180H218ZM222 181V180H221ZM232 181V180H231ZM147 182V181H146ZM262 182V181H261ZM207 183V182H206ZM214 183L215 184H218V183H216L215 181H214ZM222 183V182H221ZM8 184H11V186H7ZM209 185H210V181H209V183H208ZM220 184V183H219ZM128 188H131L132 187V185H133V182L132 181H129L128 182ZM147 185V184H146ZM177 185V184H176ZM197 186V185H196ZM210 186H212V185H210ZM215 186H220V185H215ZM223 186V185H222ZM184 187H186V186H184ZM198 187V186H197ZM226 187V186H225ZM264 188V187H263ZM222 189H224V188H222ZM228 189V188H227ZM112 190H114V193L115 194H120V193H122V191L120 190V188H118V187H114L113 186V188H112ZM219 190H221V187H220V189ZM229 190V189H228ZM169 191V190H168ZM167 191V192H168ZM172 191H174L173 189H172ZM193 191H195V190H193ZM226 191V190H225ZM20 192V191H19ZM207 192V191H206ZM222 191H220V193H221ZM190 193V192H189ZM219 193V192H218ZM93 194V193H92ZM176 194V193H175ZM182 194V193H181ZM222 194V193H221ZM221 194H220V197H221ZM228 194V193H227ZM226 194V195H227ZM190 195H191V193H190ZM229 195V194H228ZM238 195V194H237ZM198 197H201V196H198ZM219 197V196H218ZM217 197V198H218ZM225 197V196H224ZM208 198H209V196H208ZM200 199V198H199ZM116 200V199H115ZM201 200V199H200ZM212 200V199H211ZM238 200V199H237ZM245 200H247V199H245ZM45 201V200H44ZM117 201V200H116ZM203 201V200H202ZM238 201H240V200H238ZM10 202V201H9ZM125 202L126 203H128V199H125ZM247 202H250V201H247ZM166 203V202H165ZM206 203V202H205ZM218 203V202H217ZM225 203H227V202H225ZM224 203V204H225ZM244 203V202H243ZM242 203V204H243ZM228 204V203H227ZM250 204V203H249ZM253 204H255V203H253ZM0 205L2 206V211H8L12 216H14V217H16V218H19V219H21V218H24V216H22V215H19L14 209H15V207H13L12 205L10 206V205H8L4 200H0ZM14 205V204H13ZM219 205V204H218ZM256 205H258V204H256ZM17 206H18V204H17ZM207 206H208V204H207ZM210 206V205H209ZM222 206V205H221ZM225 206V205H224ZM249 206V205H248ZM247 206V207H248ZM252 206V205H251ZM255 206V205H254ZM253 206V207H254ZM259 206V205H258ZM43 207V206H42ZM226 207V206H225ZM238 207H239V205H238ZM250 207V206H249ZM211 210H213V211H215L216 212V210H215V208H212V207H209ZM260 208V207H259ZM52 209V208H51ZM240 209V208H239ZM250 209V208H249ZM253 209V208H252ZM255 209V208H254ZM261 209H264V208H261ZM35 210L37 211V209L35 208ZM34 210V211H35ZM48 211V210H47ZM46 211V212H47ZM240 211H241V209H240ZM258 211V210H257ZM52 212V211H51ZM25 213H28L26 210H25ZM226 213H227V211H226ZM240 213V212H239ZM43 214H44V212H43ZM46 214V213H45ZM51 214H53V213H51ZM47 215V214H46ZM217 215V214H216ZM230 215V214H229ZM259 215H261V214H259ZM37 216H38V214H37ZM43 216V215H42ZM77 216V215H76ZM112 216V215H111ZM218 216H219V219H220V221L221 222H223V223H225L227 226H231L225 219H224V217H223V215L222 214H218ZM263 216V215H262ZM153 217H154V215H153ZM53 218V217H52ZM74 218V217H73ZM131 218H132V221L134 222V223H138L141 227H144V228H148L149 227V213H148V211L146 210V209H144V208H142V207H138V208H136L133 212H132V214H131ZM156 218L161 222V218L159 217V216H157L156 215ZM229 218H231V217H229ZM75 220H77L76 218H74ZM247 219V218H246ZM234 220V219H233ZM248 220V219H247ZM261 220V219H260ZM67 221V220H66ZM174 221V220H173ZM178 223H181L182 224V222L180 221V220H176ZM263 221V220H262ZM231 222V221H230ZM248 222V221H247ZM58 223V222H57ZM184 223V222H183ZM249 223H251V221L249 222ZM248 223V224H249ZM80 224V231L81 232H84L85 230H84V224H82V223H79ZM253 224V223H252ZM251 224V225H252ZM255 224V223H254ZM238 225V224H237ZM257 227V226H256ZM78 228V227H77ZM257 233V232H256ZM97 234V233H96ZM111 234V233H110ZM206 234V233H205ZM141 235H142V237L144 238V240H150V241H155V242H162V245H163V248L165 249V251L166 252H170V251H172L173 253L176 251V250H181L184 254H186V256H187V260L188 261H196L195 260V258L193 257V255H192V253H191V251H190V248H189V246L186 244V243H184V242H182V241H180L178 238H176V237H173L172 235H170V234H168V233H166V232H160V234H154L153 232H146V233H141ZM218 236V235H217ZM216 236V237H217ZM75 237H77V236H75ZM74 237V238H75ZM257 237V236H256ZM96 238V237H95ZM109 238V237H108ZM209 238V237H208ZM77 239V238H76ZM113 239V238H112ZM213 239V238H212ZM110 240V239H109ZM167 241H169L170 242V244H166V242ZM214 241V245H215V247L217 248V258H216V261L218 262V264H234V256H233V254H232V249H230L229 247H227V246H225L219 239H215V240H213ZM106 242V241H105ZM70 243V242H69ZM16 244V243H15ZM72 244V243H71ZM77 244H79V245H81V243L80 242H77ZM106 244V243H105ZM110 244V243H109ZM146 246V245H145ZM241 246V245H240ZM168 247V248H167ZM81 249V248H80ZM89 251V250H88ZM119 251V250H118ZM92 252V251H91ZM127 252V251H126ZM146 253V252H145ZM239 253V252H238ZM246 253V252H245ZM69 254V253H68ZM79 254V253H78ZM83 254V253H82ZM247 254V253H246ZM208 255V254H207ZM70 256V255H69ZM84 257V256H83ZM86 257H88V256H86ZM173 257V256H172ZM196 257V256H195ZM214 259V258H213ZM72 260L73 261H76L77 260V257H76V255L75 256H73L72 257ZM101 261V260H100ZM214 261V260H213ZM104 262V261H103ZM71 263V262H70ZM81 263V262H80ZM86 263H87V261H86ZM96 263H97V261H96ZM130 264H138L137 262H136V260H134V259H132V260H130V262H129ZM38 264H43V263H38ZM72 264V263H71ZM158 264H163V262H159ZM185 264V263H184Z\"/></svg>",
    "mask_w": 264,
    "mask_h": 264
},
{
    "label": "crops",
    "instance_id": "crops-1",
    "mask_svg": "<svg viewBox=\"0 0 264 264\" xmlns=\"http://www.w3.org/2000/svg\"><path fill=\"white\" fill-rule=\"evenodd\" d=\"M23 3L30 16L40 26L57 28L65 32L75 30L79 22L68 0H0L1 4ZM167 217L175 218L172 212Z\"/></svg>",
    "mask_w": 264,
    "mask_h": 264
}]
</instances>
